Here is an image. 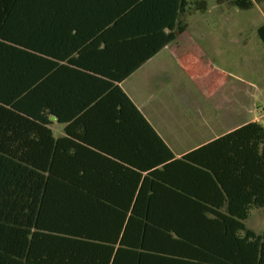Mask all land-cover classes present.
Returning <instances> with one entry per match:
<instances>
[{"label":"trees","instance_id":"16d2710c","mask_svg":"<svg viewBox=\"0 0 264 264\" xmlns=\"http://www.w3.org/2000/svg\"><path fill=\"white\" fill-rule=\"evenodd\" d=\"M213 1L264 15V0ZM207 10V0H0V264L259 263L263 236L246 221L264 210V127L173 161L195 177L169 187L170 165L157 169L113 92ZM255 32L264 46V22ZM141 143L154 161L112 152ZM106 162L134 178L124 200L94 184ZM169 195L188 215L170 213Z\"/></svg>","mask_w":264,"mask_h":264},{"label":"crops","instance_id":"0c3cea01","mask_svg":"<svg viewBox=\"0 0 264 264\" xmlns=\"http://www.w3.org/2000/svg\"><path fill=\"white\" fill-rule=\"evenodd\" d=\"M172 45L173 42L164 48H169L173 52ZM159 52L145 61L121 82L117 83L113 92L125 112L150 143L153 150L162 158L163 163L157 166V169H161L165 164L170 165L166 168L169 187L174 185L185 187V185H189L190 181L194 180L195 175H193L192 171H189L188 167H185L181 163L173 164V161L181 159L189 152L244 124L257 122V120L255 118L248 121L238 120L241 114L239 99L235 109H231L224 104L219 106L215 112L206 111L205 113L202 105L194 101L190 94L172 89V79L169 70L152 64V61L161 54ZM167 56L171 60L178 62V67L182 71H186L185 67H189V64H186V53H167ZM118 94L121 96H118ZM120 97L123 99L121 100ZM52 129L55 137L65 136L62 126L55 125ZM140 146L136 148V151L121 147L112 150V152L122 155V158H127L126 156H131L134 152L135 155L139 154L145 159L154 161L155 157L151 151L143 143ZM91 159H93L91 161L95 163L94 166L97 167V171L100 170L102 160L97 156ZM107 159L119 163L114 158L109 157ZM139 161L143 164L142 160ZM105 164H107L104 168L107 172L105 177L102 178L103 180L94 182V184L108 187L106 193L110 200H124V196L128 195L130 188L134 185V178L128 176L122 169L113 166V163L106 162ZM122 165L130 168L127 164ZM130 169L135 171V168ZM116 170L121 174H115ZM122 173L126 174V176L122 175ZM146 174L147 172H142L141 175L143 177ZM189 199L193 200L192 198ZM166 200L168 207H171L170 213L172 215L174 213L178 216L188 215V213L182 211L178 213L173 211L177 204L180 203L179 201L186 199H180L179 195H169ZM162 208L166 210L167 206H162ZM203 215L205 217L214 216L212 213H204ZM251 215L247 219L246 224L256 230L249 223ZM261 256L262 245L258 264L261 263Z\"/></svg>","mask_w":264,"mask_h":264},{"label":"rangeland","instance_id":"374dc122","mask_svg":"<svg viewBox=\"0 0 264 264\" xmlns=\"http://www.w3.org/2000/svg\"><path fill=\"white\" fill-rule=\"evenodd\" d=\"M207 3L205 14L189 18L188 28L171 46L174 51L164 48L152 64L169 70L172 89L190 94L205 113L224 104L235 109L240 100L238 120L255 118L264 127V46L255 32L264 15L259 6L242 11ZM167 53H186V71ZM249 223L263 236L264 264V210L253 213Z\"/></svg>","mask_w":264,"mask_h":264},{"label":"water","instance_id":"95a60500","mask_svg":"<svg viewBox=\"0 0 264 264\" xmlns=\"http://www.w3.org/2000/svg\"><path fill=\"white\" fill-rule=\"evenodd\" d=\"M50 119H51L52 121H55V120H56V118H55L54 116H51Z\"/></svg>","mask_w":264,"mask_h":264}]
</instances>
